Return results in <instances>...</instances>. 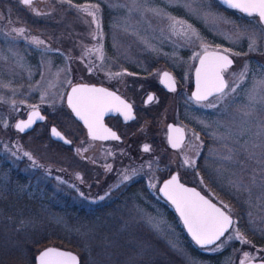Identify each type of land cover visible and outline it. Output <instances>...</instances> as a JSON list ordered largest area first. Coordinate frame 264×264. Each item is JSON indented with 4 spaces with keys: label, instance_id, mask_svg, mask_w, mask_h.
I'll return each instance as SVG.
<instances>
[{
    "label": "rangeland",
    "instance_id": "374dc122",
    "mask_svg": "<svg viewBox=\"0 0 264 264\" xmlns=\"http://www.w3.org/2000/svg\"><path fill=\"white\" fill-rule=\"evenodd\" d=\"M187 2L191 4V9L173 4L172 0H149L148 6L164 9L192 25L208 50L229 49L228 54L233 57L234 64L226 70L225 79L230 86L233 74L238 75L247 69V77L237 93L230 95L216 108L202 106L208 101L196 103L187 93L198 59H193V56L201 51L199 44H190L184 38L173 35L167 28V21L151 13H146L143 18L135 11L130 13L131 0H72L71 5L67 2L65 7L61 0H54L52 11H48V4L43 5L44 8L38 3L35 4L37 8H25L18 0H0V200L11 193L13 176L21 173L28 175L25 185L20 187L25 198L44 205L40 204L38 208L31 202L29 206L34 205L28 206V216L19 207L16 215L9 216L0 204V230L4 231L3 223L15 220L18 228L24 232L34 228V233L48 238L55 233L63 234L88 254L95 248L93 238H104V227L99 223H74L70 229L68 216L54 209L49 211L44 201L47 197L38 187L41 181L34 180L37 172L45 171L61 180L53 188L54 193L65 182L75 188L78 191L76 197L79 198V195L87 204L104 206L121 201L116 217L114 215L119 221L116 239L123 240L122 234L126 231L135 233L143 228L147 235L150 228L171 245L188 250L184 245L187 235L181 223L168 217L167 209L158 203L155 196L161 181L173 171H178L184 182L197 186L214 200L209 186L194 168L208 141L209 168L218 171V163L224 162L230 167L227 173L223 172L224 178L228 177L227 186L232 185L229 177L234 175L236 178L232 176L233 179L238 178L243 186L250 187L252 191L251 196L245 191L247 210L246 215L240 214V217L232 204L214 200L223 208L227 205L225 209L234 216L235 223L215 246L200 249L207 253L226 251L220 264H241L245 253L256 259H264V247L256 246L245 236L249 229L254 230V234L264 236V191L259 187L264 177L255 159L247 158L251 151L259 154L260 149H253V144L259 143L256 136L258 128L253 119L238 111L247 103V92L256 81L264 78V31L258 23L256 26L253 22L240 21L238 17L212 9L213 0ZM90 4H99L101 10V29L95 38L92 34L97 32L96 25L92 23V17L81 10ZM217 16L222 19H216ZM125 27L128 28L127 32L124 31ZM20 28L24 29L22 36L13 31ZM253 34L257 40V50L249 51ZM33 39L44 43L36 46L32 43ZM95 46L101 47L103 60L99 58L100 53H89V49ZM138 68L152 69L155 73L147 77L118 78L107 74L111 70ZM163 69L177 73L178 89L150 106L151 112L155 113L156 110V114L151 121L154 124L147 128L148 135L146 132L138 133L134 141L124 145L95 143L87 146L85 135L80 132L65 105L68 88L74 83H107L112 80L121 81L132 89L140 88L146 84H158L159 73ZM226 104L229 107L225 108ZM33 106L46 114V121L30 132H17L14 129L16 120L24 118ZM169 121L183 125L187 131V139L179 150L173 151L166 143V124ZM51 123L58 124L74 144L89 148L93 154L116 150V155L112 160L104 161L103 167H97L83 162L70 149L60 146L61 150H57L49 137ZM194 133L199 136L198 140ZM144 138L151 142L152 151L143 155L145 160L139 161L141 164L133 165L127 151H133L137 157L142 156L140 146ZM229 149H232L231 153ZM25 152L32 159L25 156ZM229 155L232 156L231 160L223 158ZM185 159L194 161V164L186 165ZM108 163L112 164V168L106 173L103 168ZM125 175L130 179L123 180ZM253 176L256 177L255 185L252 184ZM119 182H124L119 192L113 191L112 188ZM51 198L55 201L54 196ZM7 200L11 205L17 201L16 196H7ZM7 216L9 220H6ZM9 227L12 228L11 225ZM55 227L63 232L56 231ZM237 229L250 243L226 239L234 237ZM5 233L8 234L7 231ZM5 233L1 235L6 236ZM110 238L114 241L113 236ZM5 243L7 246L19 245L13 240ZM145 243L143 254L147 251ZM103 248L107 249L104 245ZM197 264L209 262L197 261Z\"/></svg>",
    "mask_w": 264,
    "mask_h": 264
},
{
    "label": "snow or ice",
    "instance_id": "6c2138e0",
    "mask_svg": "<svg viewBox=\"0 0 264 264\" xmlns=\"http://www.w3.org/2000/svg\"><path fill=\"white\" fill-rule=\"evenodd\" d=\"M25 5H32L33 0H22ZM65 2V0H61ZM70 5L72 0H66ZM221 2L228 8L235 9L244 13L250 17H258V23L264 24V0H221ZM173 4L182 5L187 9H191V4L187 0H172ZM149 0H131L129 12H137L143 18L146 13H151L154 17L160 20L167 21L168 30L176 36L184 38L188 43H198L201 47L200 52H196L193 59L199 60V68L196 70V92L190 99L196 103L208 101L207 104H203L204 107L216 108L218 105L228 100L230 95L237 93V89L241 87L247 77V69H243L238 75L233 74L232 85L225 79L223 73L232 65L233 61L226 54L230 50L224 49L223 53L209 52L208 46L204 44L203 38L199 36L198 32L192 25L188 24L185 20L176 16H172L166 12V10L159 7L148 6ZM87 16L92 17V23L96 25V33H93V38L99 33L101 29L100 25V6L99 4L86 5L81 9ZM39 14V13H37ZM206 15H213L212 13H206ZM216 19H222L217 16ZM19 35H23L24 29H13ZM124 31L127 32L128 28L125 27ZM135 34V33H133ZM32 43L36 46H40L44 41L39 39H33ZM257 50V40L255 34L250 37L249 51ZM100 53L99 58L104 59L102 55V49L100 46H95L94 49H89L91 52ZM131 75V73H128ZM116 76H120L121 73H116ZM164 80L171 91H175V81L169 75V73H163ZM243 90V89H242ZM214 97V99H210ZM43 99V97H41ZM153 97L149 96L148 100L151 102ZM113 102H116L115 104ZM68 105L72 108L75 114L84 121L88 127L89 135L93 140L103 139H116L119 137L111 129L104 127L102 123V117L106 110H112L115 108L117 111H121L125 120L134 118L131 116V105L121 100L119 96L109 92L104 88L89 87L87 85H77L72 87L71 93L67 98ZM229 107L228 104L225 108ZM238 111L242 112L244 116L253 119L258 131L256 136L259 138V143L253 144V149H260L259 154L255 151H251L248 155V159H255L256 163L261 167L259 169L261 176L264 177V78L256 81L253 87L247 92V103L242 105ZM43 120L44 117L40 115L39 111L33 106V110L28 120L20 121L15 127L24 132L27 128H30L35 120ZM174 132L179 133L177 139H173L172 147L176 148L183 142V129H173ZM52 134L60 139L63 137L55 128L52 129ZM195 139H199V136L193 134ZM69 143V141H65ZM145 152L149 151L147 145L143 149ZM79 152V149L77 150ZM232 152V149H229ZM25 156L29 159L32 157L25 152ZM224 159L231 160L232 156L223 157ZM35 163V161H33ZM186 165L194 164V161L190 162L188 159L184 160ZM123 180L130 179L125 175ZM232 186L238 190L247 191L251 196V188L243 186L242 181H231ZM256 177H252V184L255 185ZM259 187L264 191V179L261 180ZM164 196L175 206L177 212L180 214L184 225L187 227V231L191 234L193 241L201 248H207L209 245H214L224 233L232 228L234 221L229 214L222 211L220 207L206 199L195 189L186 188L179 182L178 176H173L171 180L164 183L161 189ZM83 195V193H81ZM104 199V197H100ZM227 208V205H225ZM238 239L243 243H250L240 232L235 230V236H230L226 239ZM172 247L182 253V250L177 248L176 245ZM264 251V250H262ZM256 259L249 253L244 254V259L241 264L250 262ZM38 264H80L77 256L60 251L56 248H47L42 251L37 257ZM191 264V261H188ZM261 264H264L262 259Z\"/></svg>",
    "mask_w": 264,
    "mask_h": 264
},
{
    "label": "trees",
    "instance_id": "16d2710c",
    "mask_svg": "<svg viewBox=\"0 0 264 264\" xmlns=\"http://www.w3.org/2000/svg\"><path fill=\"white\" fill-rule=\"evenodd\" d=\"M53 144L56 146L57 150H61L59 143ZM206 149H209L208 141ZM206 149L198 158L196 170H198L199 175L202 176L204 182L209 186L213 199L215 201L220 200L229 205L232 204L237 210L238 217H240V214L246 215L247 205L245 204V191L238 190L232 185L227 186L226 183L229 185L227 181L228 177L225 179V174H223V172L227 173L230 167L224 162L218 163V171H212V169L209 168L210 163H208L209 157ZM235 166L239 168L237 165ZM230 172L231 171H229V173ZM27 176L16 173V175L13 176L14 181L11 184V193H5L6 196L0 200V204L6 209V215H16L19 207L23 210L24 215L28 216V206L31 202L36 204L37 207L40 204L44 206L40 201H28L25 198L26 195L20 190V187L25 185ZM232 176L230 175L229 177L230 182L233 180L241 181L238 178L233 179ZM34 177V180L41 181L38 187H40V190H42L47 197L44 201L47 202L46 204L48 205L49 211L50 209H54L56 212L59 211L61 215L68 216L70 220V229L72 228L71 225L74 223L80 222L87 224L96 222L104 227L102 231H104L105 236L104 238L96 236L93 238L95 248L88 254L84 250L82 251L75 242L63 236V234L55 233L52 237L48 238L34 233V228L27 232L21 231L18 228L19 224L17 222L15 223V220L10 221V223L5 222L2 224L4 231L0 230V264H35L38 252L49 245L61 246L62 248L75 251L80 256V264H188V261H191V264H197V261H207L209 264H220L221 260L225 257L226 251L207 253L196 247L188 236H185L186 240L184 242L188 250H182L183 254H181L164 238H160L159 233H156L150 228L147 229V235L145 231H143V228L136 230L135 233L132 232L134 234L126 231L125 234H122L124 237L123 240L118 237L116 239L115 234L119 231L116 227L119 221L115 218V214L117 213V208L120 206L119 201H113L104 206L87 204L79 195V198H77L76 195L78 191L65 182H62L60 188H57V193H54L53 188L61 181L57 176L53 174L48 175L45 171H40L37 172ZM7 196H16V203L14 204L13 202L14 205H11L8 200L5 201ZM52 196H54L55 201H52ZM27 198L29 197L27 196ZM29 199L33 200L35 197L30 196ZM33 205L31 204L29 207ZM31 209L33 208H30V210ZM167 212L169 218L177 220L175 213L170 207L167 208ZM9 216H7L6 220H9ZM26 221H28V219ZM10 225L12 228L9 227ZM55 229L56 231L63 232V230L61 231V229H57L56 227ZM6 231L8 234L5 233ZM3 232L6 236L1 235ZM254 233V230L249 229L248 234L245 236L256 246L264 247V236ZM110 236L114 237V241L111 240ZM8 240H13L19 245L7 246L5 241ZM143 240H145L146 243ZM143 243H145L147 249L145 254L142 252ZM103 245L106 246L107 249H102Z\"/></svg>",
    "mask_w": 264,
    "mask_h": 264
},
{
    "label": "flooded vegetation",
    "instance_id": "af4514ba",
    "mask_svg": "<svg viewBox=\"0 0 264 264\" xmlns=\"http://www.w3.org/2000/svg\"><path fill=\"white\" fill-rule=\"evenodd\" d=\"M18 1H19V4L21 6H24L25 8H31V7L37 8L38 5H41V7H42L43 5H46V4H48V11H50V10L52 11L53 8H54L53 4H52L54 0H33L32 5H30V6L23 4L22 0H18ZM37 3H38V5L35 6V4H37ZM66 3L67 2L65 0V2H63L62 6L65 7ZM42 8H44V7H42ZM212 9H214V10L220 12V13H223L224 15H233L236 18L238 17L240 21L245 20L247 22H253V23H255L256 26H258V24H259L260 27L262 28V30L264 31V24L258 23V17H254V16L250 17V16H248V15H246L244 13H241L238 10L228 8L220 0H213ZM229 56H231V55H229ZM232 59H233V57H232ZM197 62H198V59L196 61V65H197ZM196 65H195V68H196ZM163 70H169V69H163ZM163 70H161L160 73ZM169 71L174 75V78L176 80V83H177V88L175 89V91H176L178 89V79H177L178 77L176 75L177 73L175 74L171 70H169ZM193 72L195 73V69H194ZM225 72H224V77H225ZM116 73H121V75L120 76H116L115 75ZM128 73H131V75H129ZM152 73H155V70L138 68V69H125V70H114V71L111 70L107 74L110 77L118 78V77H147L148 75H150ZM160 73H159V76H160ZM194 73H193L192 84L187 89V93H189L191 97L193 96V89H194ZM74 84H77V83H74ZM74 84H72L68 88V90L66 92L65 105L68 108V110L70 112V115L73 117V119L76 121V124L79 126L80 132H83V134L85 135V141L87 142V146L93 145L95 143H100L101 145H105V144L124 145L126 142L129 143L131 141H134V137L138 133L139 134H141V133L143 134L144 132H146V134H147V128H149L150 125L154 124V122H151V121L154 119V116L156 114V110H155V113L151 112L150 109L152 107L150 108V106L155 104L158 99L163 98V96L170 95V94L175 92V91H167L160 84L159 77H158V84H154V85H151V84L147 85L146 84L145 86L140 87V88L139 87L138 88H134L133 87V89L131 87L123 84L121 81H117V80H114V81L112 80L111 82H107V83L106 82H99V83H94V82H89L88 83V82H85V84H88L87 86H89V87L104 88V89H107L109 92L114 93L116 96H119L121 100H123L127 104L131 105V114L133 112L134 115H135V118L133 120L127 121V120H125L124 115L122 114L121 111H117V110H115V108H113L112 110H106L104 112V116H103V120H102V123H103L104 127H106V128L109 127L112 130L116 131L118 136L121 139L120 140L119 139L116 140V139L108 138V139H103V140H93L91 138V136L89 135L88 127L85 125L84 121L81 120L75 114V112L72 110V108L67 103V98H68V96L71 93V92L69 93V90ZM149 96L153 97L151 102H149V100H148ZM113 103L115 104L116 102H113ZM42 113H43V111H42ZM43 114L46 116L45 113H43ZM46 119H47V117H46ZM46 119H45V121H46ZM170 122H173V121H169L166 124V136H165L166 137V143H167L169 148H170V146H169L168 140H167V134H168L167 127H168V124ZM173 123H175V122H173ZM39 124L40 123H38L37 125H39ZM175 124H179V123H175ZM52 125H56L64 133V135L71 140V144L66 145V144H64L62 142H57V141H54V140L51 139L52 142L53 143H59L60 146L66 148V149H70L72 154L77 155L78 157H80L83 162L92 164V165L97 166V167H103L104 161L112 160L114 158V156L116 155V152H117L116 150H107V151H102V152L93 154L92 152L89 151V148L84 147V146L82 147L79 144L78 145L74 144L73 139L58 124L51 123L50 127ZM179 125H181V124H179ZM181 126L185 129V127L183 125H181ZM50 127H49V130H50ZM185 133H186V139H187V131H186V129H185ZM49 137H50V133H49ZM186 139H185V141H186ZM184 142L182 144H184ZM182 144H180V146L177 149H172V150L173 151L179 150L180 147L182 146ZM145 145H147L149 147V151L148 152H145L143 150ZM78 149H79V152L77 151ZM140 151L142 152V156H139V157H137L133 151H131V152H130V150L127 151V153L130 154L129 156L132 158L130 161H131V163L133 165L141 164L139 161L145 160L143 155L148 154V153H150L152 151L151 142L150 141H146V138H144L142 140V143H141V146H140ZM197 163H198V159H197V161L195 162V165H194L196 173L198 172V170H196ZM111 168H112V164L108 163V164H106L104 166L103 171L107 173V172H109L111 170ZM173 172H178V171H173ZM198 174H199V172H198ZM178 175H179V172H178ZM170 176L165 177L161 181V183L158 186V194L155 197H156V200L158 201V203H160L162 205V207L165 208V210L168 207H170L173 210V212L175 213L176 219L181 223V226H182L183 230L185 231V234L189 237V234L185 230L180 217L174 211L171 201H169L167 198L161 196V194L159 192L160 186ZM179 181L184 183V184L194 186V187H196L197 189H199L201 191V189L198 188L197 186H195L193 184H190V183H187V182H184L181 179L180 175H179ZM123 184H124V182H122V183L119 182L118 184H116L114 186V188H112L113 191L115 190V191L119 192V190H120V188H121V186ZM131 188L133 190L135 189L134 187H131ZM127 192H129V191H127Z\"/></svg>",
    "mask_w": 264,
    "mask_h": 264
},
{
    "label": "water",
    "instance_id": "95a60500",
    "mask_svg": "<svg viewBox=\"0 0 264 264\" xmlns=\"http://www.w3.org/2000/svg\"><path fill=\"white\" fill-rule=\"evenodd\" d=\"M220 1H221V0H220ZM217 51L223 53V51H220V50H209V52H217ZM226 54H227V53H226ZM227 55H228V54H227ZM228 56H229V55H228ZM229 58L233 61V63H232V65H233V64H234V60L232 59L231 56H229ZM197 68H199V60H198V62H197V65H196V68H195V73H194V89H193V94L196 92V70H197ZM164 72L169 73V75H170V76L172 77V79L175 81V89H176V88H177L176 80H175V78H174V75H173L169 70H163V71L160 73V76H159L160 84H161V85H162L167 91H171V90L168 88V86H167V84H166V82H165V80H164V77H163V73H164ZM223 75H224V73H223ZM77 85H88V84H85V83H77V84H74L72 87L77 86ZM72 87L70 88L69 93L71 92ZM36 109L39 111L40 115L44 117V119H43V120H39V119L35 120V122L32 124V126H31L30 128H27L24 132H20V131L15 127V125H16L17 123H19L20 121H25V122H26V121L28 120V118H29V116H30L32 110H33V109H31V110L27 113V115H26L24 118H20V119H17V120H16V122H15V124H14V129H15L17 132H20V133H27V132H30L32 129H34V127H35L38 123H42V122L45 121L46 116L42 113L41 109H40V108H36ZM103 116H104V115H103ZM131 116L135 118V115H134L133 112H132ZM134 118L127 119V121H131V120H133ZM102 120H103V117H102ZM53 128H55V129L57 130V132L60 133V135L63 137V139H60V138H58V137H56V136H54V135L52 134V129H53ZM107 128H108V129H111V128H109V127H107ZM173 129H183V142H184L185 139H186V133H185V129H184L181 125H179V124H175V123H173V122H170V123L168 124V127H167V131H168V134H167L168 144H169V146H170L171 149H177L178 147H176V148L172 147V141H173V139H177V138L179 137V133L174 132ZM111 131H112V132H115L116 135L118 136V134H117L116 131H114V130H112V129H111ZM49 133H50V137H51L52 140L57 141V142H62V143H64V144H66V145L71 144V140H70L69 138H67V137L64 135V133H63V132H62V131H61L56 125H52V126L50 127ZM118 137H119V136H118ZM120 139H121V138L119 137V140H120ZM65 141H69V143H65ZM183 142H182V143H183ZM182 143H181V144H182ZM179 146H180V145H179ZM173 176H178V178H179L178 172H173V173L171 174V176H170L168 179H166V180L163 182V184L160 186V188H159V192H160L161 196L165 197L164 194H163V192L161 191V189L163 188L164 183H166V182H168L169 180H171ZM179 182H180V181H179ZM180 183L183 184L186 188L195 189L197 192H199V193H200L202 196H204L206 199H208V200H210L212 203L216 204L217 207H220L222 211H225L226 214H229V215L232 217L233 221H234V216H233L232 214H230L225 208H223V207H222L221 205H219L217 202H215L214 200H212L210 197H208L207 195L203 194L199 189H197V188L194 187V186L184 184V183H182V182H180ZM165 198H167V197H165ZM172 206H173L174 211L178 214V216L180 217V219H181V221H182V223H183V220H182L180 214L177 212L175 206H174L173 204H172ZM183 226H184L185 230L187 231V227L184 225V223H183ZM230 230H231V228H229V230H228L227 232L224 233V236H225ZM187 232H188V231H187ZM188 234H189L190 239L193 241V239H192V237H191V234H190L189 232H188ZM224 236H222V237L220 238V240H221ZM220 240H218V241L216 242V244H217ZM193 242H194V241H193ZM194 243H195V242H194ZM216 244H214V245H216ZM195 245H196L197 247H200V246L197 245L196 243H195ZM214 245H209V246H207V248L212 247V246H214ZM47 248H56V249H58V250H60V251H64V252L71 253V254H73V255H75V256L78 257L79 262L81 261V260H80V256H79L75 251H72V250H69V249H65V248H61V247H57V246H52V245H51V246L44 247L42 250H40V251L38 252V254L36 255L35 264H38V261H37V257H38V255H39L42 251H44L45 249H47ZM200 248H201V247H200ZM261 262H262V259H254V260H252V261L250 262V264H261ZM245 264H248V262H245Z\"/></svg>",
    "mask_w": 264,
    "mask_h": 264
}]
</instances>
